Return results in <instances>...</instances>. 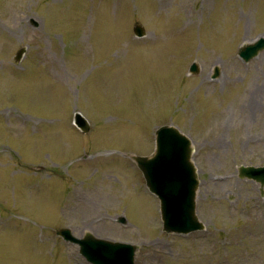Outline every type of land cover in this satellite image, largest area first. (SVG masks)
Here are the masks:
<instances>
[{
	"label": "rangeland",
	"instance_id": "obj_1",
	"mask_svg": "<svg viewBox=\"0 0 264 264\" xmlns=\"http://www.w3.org/2000/svg\"><path fill=\"white\" fill-rule=\"evenodd\" d=\"M119 1L0 0V264H75L62 225L137 243L136 264H264V193L238 175L264 165V50L249 66L237 55L264 36V0ZM137 21L155 35L134 39L145 52L132 41ZM76 111L89 134L73 127ZM166 123L192 131L197 150L206 228L188 236L160 231L157 199L130 159ZM76 189L100 212L70 218ZM101 212L124 213L130 227L93 223Z\"/></svg>",
	"mask_w": 264,
	"mask_h": 264
},
{
	"label": "water",
	"instance_id": "obj_2",
	"mask_svg": "<svg viewBox=\"0 0 264 264\" xmlns=\"http://www.w3.org/2000/svg\"><path fill=\"white\" fill-rule=\"evenodd\" d=\"M259 43L253 47V52H256ZM167 133L172 136V133L167 128L161 129L158 134ZM161 137H165V134ZM160 142V139H159ZM184 145L181 150V146ZM158 147L161 149V145ZM159 149V150H160ZM163 150L167 151L165 147ZM176 150V151H175ZM190 147L186 140L184 143L177 142L176 149H172V154L169 155V162L165 163L166 174L168 175L171 205L166 216L167 231H187L197 229L201 226L196 216V190L198 187V179L193 164L190 162ZM158 157L154 158H139V164L144 170L147 177L150 176L151 164L156 162ZM132 253V251H131Z\"/></svg>",
	"mask_w": 264,
	"mask_h": 264
},
{
	"label": "bare ground",
	"instance_id": "obj_3",
	"mask_svg": "<svg viewBox=\"0 0 264 264\" xmlns=\"http://www.w3.org/2000/svg\"><path fill=\"white\" fill-rule=\"evenodd\" d=\"M86 209L89 210V211H93L94 210L93 207H87Z\"/></svg>",
	"mask_w": 264,
	"mask_h": 264
}]
</instances>
